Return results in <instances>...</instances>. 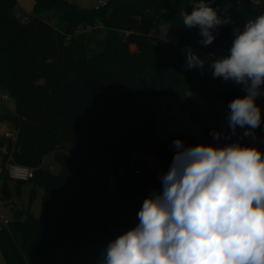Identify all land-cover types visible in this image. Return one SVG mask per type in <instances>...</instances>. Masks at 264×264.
I'll use <instances>...</instances> for the list:
<instances>
[{"label":"trees","instance_id":"16d2710c","mask_svg":"<svg viewBox=\"0 0 264 264\" xmlns=\"http://www.w3.org/2000/svg\"><path fill=\"white\" fill-rule=\"evenodd\" d=\"M222 1L223 16L232 22L218 26L205 47L199 28L183 25L181 13H191L192 0H108L98 8L34 0L26 21L16 17V0H0V90L14 100L12 114L0 115V124L17 128L15 143L0 135L1 193L11 197L5 172L10 157L33 169L29 181L43 190L41 218L15 210L0 230L5 264H55L58 252V264H69L89 244L107 246L120 229L139 223L149 178L133 170L149 174L142 155H152L166 173L177 151L174 140L186 147L212 140L208 126L199 141L158 139L154 118L169 101L182 106L193 124L213 123L221 112L230 113L231 101L247 95L243 85L213 77L207 64L186 67V48L200 57L230 48L234 30L264 14V3L207 0L218 14ZM47 10L54 11L57 26L41 18ZM94 22L104 28L66 41L77 27ZM162 24L164 36H154ZM192 92L202 103L188 97ZM257 100L264 102V95ZM247 130L237 127L235 142L264 153V141L252 144L243 135ZM254 132L263 136L264 126ZM52 152L57 173L42 166Z\"/></svg>","mask_w":264,"mask_h":264},{"label":"clouds","instance_id":"9594fccd","mask_svg":"<svg viewBox=\"0 0 264 264\" xmlns=\"http://www.w3.org/2000/svg\"><path fill=\"white\" fill-rule=\"evenodd\" d=\"M191 4V13H181L183 25L198 27L200 44L209 46L214 30L231 18L207 0ZM233 35L228 55L210 68L213 77L244 86L247 95L228 105V122L232 134L247 126V137L261 124L256 100L264 95V14ZM184 52L187 68L208 63L191 47ZM221 135L214 132L213 139ZM173 144L162 191L145 198L139 223L107 244L99 264H264V153L239 142L186 147L177 138Z\"/></svg>","mask_w":264,"mask_h":264},{"label":"rangeland","instance_id":"374dc122","mask_svg":"<svg viewBox=\"0 0 264 264\" xmlns=\"http://www.w3.org/2000/svg\"><path fill=\"white\" fill-rule=\"evenodd\" d=\"M23 1L25 4L24 8H20L18 6L17 0H16L17 5L15 8V12H16L15 14L18 15L21 21H25L29 19L30 13L34 5L33 0H23ZM68 1L71 3H75L83 8H92V7H97L99 1L106 2L108 0H68ZM222 4L223 5L221 9L219 10V15L223 16L226 13L224 11L226 9V4L223 1ZM41 18L45 21H49L51 25L57 26V21L54 16L53 10L44 11L41 14ZM99 23H100L99 24L100 28L103 29L104 28L103 24L101 22ZM165 30H166V25L162 24L157 26L154 30H152L151 33L154 36L163 37ZM213 59L215 58H208V63L206 64L210 66V63ZM187 95L192 100L202 103V98L197 92L188 93ZM256 103L261 109V125L264 126V102L261 100H256ZM13 108H14V100L11 97H8L7 102H3L2 100H0V115L3 114L11 115L13 112ZM228 115H229L228 111L222 114V119L220 124L218 120L217 123L213 122L210 125V128L212 127L211 128L212 130L214 129L216 130L221 126H223V128L221 129L225 130V135L226 133L231 132L232 130L228 124ZM154 120L156 123L155 136L156 138L164 141H169L170 139L177 136H181L186 140L194 138L195 140L199 141L202 140L205 136L204 124L201 125L193 124L190 121L187 111L182 106L174 102H169V101L162 102L160 104L158 112L155 115ZM4 129H5V125L0 124V133H2ZM254 134L255 136L252 137L250 135L248 137V140L252 142V144L255 143L257 144L259 141V137L257 136V133L254 132ZM223 139H219V140L213 139L210 141H206L204 145L219 144L220 146H223L221 143ZM261 140H264V138ZM233 142H235V136H232L230 140V143ZM142 156L147 164V168L150 174V179L148 180L142 194V201L144 202L145 198L150 196L154 191L155 192L162 191V182L161 179L157 176L158 171L161 169L157 160L150 154H143ZM1 166H2V162L0 160V170H1ZM42 166L45 168L51 167L52 173L58 172V166L55 162L53 152L47 154L44 157ZM1 185H2V181H0V200L4 205L3 213L7 219L9 220L13 219L14 217L13 211L27 210V209H29V211L32 213L34 217L41 218V197L43 195V190L41 187L34 185L30 181L17 183L16 181L13 180H7L6 185L11 194V197L7 199L4 198V196L1 193V187H2ZM108 186L110 188L113 186V179L111 177L109 178ZM31 194H32V198H31ZM91 250H92V244H89L86 247L79 249L70 257L69 264H85L88 256L92 252ZM60 255L61 253L58 252L55 259V264L59 263ZM0 264H5V261L1 253H0Z\"/></svg>","mask_w":264,"mask_h":264},{"label":"built area","instance_id":"2783aa9c","mask_svg":"<svg viewBox=\"0 0 264 264\" xmlns=\"http://www.w3.org/2000/svg\"><path fill=\"white\" fill-rule=\"evenodd\" d=\"M252 2L256 3V4H260V3H264V0H251ZM105 5V2H98V6L95 8H98L99 6H103ZM16 17L19 19L18 15H16ZM26 21V20H25ZM49 22V21H48ZM50 23V22H49ZM100 23L99 22H94L93 24H85V25H81L79 27H77L71 34H68L65 36L66 41L71 40L72 38H76L78 36H82V35H87L90 34L91 32H93L95 29L100 28ZM229 49L230 48H226V47H221L219 49H217L213 54H209L206 55L204 57L201 58H217L220 56H226L229 53ZM8 94L1 91L0 90V100H2L3 102H7L8 101ZM1 135L7 139L8 141H10L11 143H15L16 139H17V128L8 126L6 128V130L4 132L1 133ZM252 137H254L255 135H251ZM213 137V136H212ZM213 140V138H212ZM231 140V134L230 133H226L224 139L221 141L222 145L228 144L230 143ZM48 170H52L51 167L47 168ZM5 172L6 175L8 177L9 180H13V181H20V182H25V181H29L32 177H33V169L23 166V165H19L15 162H13L11 160V157L8 159V161L5 164ZM123 172V171H122ZM134 174H144L146 177H148L150 179V174H148L145 171H140V170H133ZM164 174V170L160 169L158 171L157 176L159 178H161V176ZM3 203L0 200V230L2 228H5L8 223H9V219H7L3 213ZM126 231L124 229H120L118 236L122 235L123 233H125ZM117 236V237H118ZM106 249V246L99 243V242H95L92 245V252L91 254L88 256L85 264H99V261L101 259L102 256V252Z\"/></svg>","mask_w":264,"mask_h":264},{"label":"crops","instance_id":"0c3cea01","mask_svg":"<svg viewBox=\"0 0 264 264\" xmlns=\"http://www.w3.org/2000/svg\"><path fill=\"white\" fill-rule=\"evenodd\" d=\"M18 1V6L20 7V8H24L25 7V4H24V1L23 0H17ZM33 2H34V0H33ZM225 112H227V111H223V112H221L219 115H218V119H217V121L219 120V124H220V122H221V119H222V114H224ZM217 121L216 122H214V123H217ZM212 123L211 122H206L205 124H204V128H205V126L207 127L208 126V132H207V136L208 135H210V134H213L214 132H215V129L214 130H212L211 128H210V125H211ZM228 124H229V122H228ZM5 125V129L3 130V132L6 130V128L8 127V125H6V124H4ZM221 128H223V126H221L220 128H218V129H216V130H218V132L219 133H221L222 135H221V137H220V139H223L224 137H225V130H222ZM220 129V130H219ZM204 131H205V129H204ZM222 131V132H221ZM230 134H231V138H232V136H234V134H232V131L231 132H229ZM0 135H1V133H0ZM255 135V134H254ZM259 137V141L261 140V139H263L264 138V136H258ZM261 141H264V140H261ZM93 245V244H92ZM92 251V250H91Z\"/></svg>","mask_w":264,"mask_h":264}]
</instances>
